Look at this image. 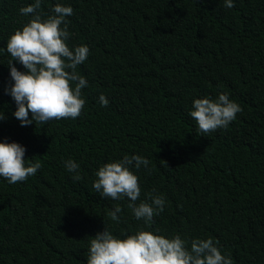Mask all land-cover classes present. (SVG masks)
Returning <instances> with one entry per match:
<instances>
[{
	"label": "trees",
	"instance_id": "16d2710c",
	"mask_svg": "<svg viewBox=\"0 0 264 264\" xmlns=\"http://www.w3.org/2000/svg\"><path fill=\"white\" fill-rule=\"evenodd\" d=\"M233 2L42 0L44 17L57 3L73 9L67 44L89 49L76 69L87 80L85 106L76 119L22 127L5 91L14 83L6 44L32 18L19 10L34 0H0V142L25 147L26 166L42 165L24 182L0 177V264H87L89 240L105 226L120 238L147 229L126 197L92 186L100 166L125 155L150 161L131 169L136 203L150 202L153 189L166 201L147 230L179 234L189 247L211 238L233 264H264V0ZM220 93L242 112L226 129L201 133L193 100ZM115 206L118 222L109 216Z\"/></svg>",
	"mask_w": 264,
	"mask_h": 264
},
{
	"label": "clouds",
	"instance_id": "9594fccd",
	"mask_svg": "<svg viewBox=\"0 0 264 264\" xmlns=\"http://www.w3.org/2000/svg\"><path fill=\"white\" fill-rule=\"evenodd\" d=\"M42 0L20 8L24 16H31L28 23L10 35L6 51L11 59L7 65L14 83L5 89L15 102L14 117L21 126L33 123L46 125L52 120L76 119L85 106L82 89L87 80L76 71L84 63L89 49L86 45L70 48V38L66 17L73 15L70 6L57 3L51 14L44 17L39 11ZM228 9L234 7L233 0H224ZM18 62L26 71L18 70L13 62ZM101 106L107 107L109 101L101 94ZM242 112L241 106L225 93L216 99L196 98L189 112L201 133L226 129ZM31 113V119H29ZM5 119L0 110V120ZM25 147L16 142H0V177L10 184L26 181L42 167L39 161L26 166ZM150 161L139 155H125L123 159L108 162L95 172L93 188L104 198L120 200L126 197L128 207L136 220H143L147 229L151 228L154 216L164 211L166 201L160 194L149 193L148 201L136 203L141 195L139 178L131 170L147 168ZM64 167L71 173L74 181H79V164L68 159ZM122 208L115 206L109 216L119 221ZM137 229L134 234L121 233L123 238L114 235L105 226L103 232L91 236L87 264H233L231 256L223 255L211 238H195L189 242L179 234L166 238L159 233Z\"/></svg>",
	"mask_w": 264,
	"mask_h": 264
}]
</instances>
